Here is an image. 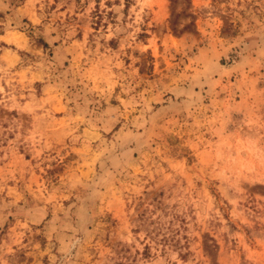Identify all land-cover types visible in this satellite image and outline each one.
I'll use <instances>...</instances> for the list:
<instances>
[{
	"label": "rangeland",
	"instance_id": "1",
	"mask_svg": "<svg viewBox=\"0 0 264 264\" xmlns=\"http://www.w3.org/2000/svg\"><path fill=\"white\" fill-rule=\"evenodd\" d=\"M0 264H264V0H0Z\"/></svg>",
	"mask_w": 264,
	"mask_h": 264
}]
</instances>
